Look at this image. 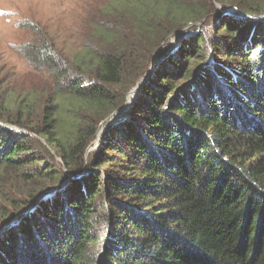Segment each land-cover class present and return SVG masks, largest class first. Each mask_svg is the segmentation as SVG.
Masks as SVG:
<instances>
[{
    "label": "trees",
    "instance_id": "trees-1",
    "mask_svg": "<svg viewBox=\"0 0 264 264\" xmlns=\"http://www.w3.org/2000/svg\"><path fill=\"white\" fill-rule=\"evenodd\" d=\"M103 6L77 53L25 46L53 89L0 124V264H264V0Z\"/></svg>",
    "mask_w": 264,
    "mask_h": 264
},
{
    "label": "rangeland",
    "instance_id": "rangeland-1",
    "mask_svg": "<svg viewBox=\"0 0 264 264\" xmlns=\"http://www.w3.org/2000/svg\"><path fill=\"white\" fill-rule=\"evenodd\" d=\"M108 1L0 0V102L10 107V110L7 109L3 112L4 117H14L13 113L11 115L12 110H16L14 96L27 95L29 99L34 100L39 95L45 99L52 93L53 87L49 78L46 75L43 76L42 72L30 65L26 59V54H24L25 52L27 55L34 53L35 49L28 50L25 46H34L44 42L51 45L52 43L48 39H52L54 44H57L56 47H66L69 52L77 53L82 48V33L88 31L90 37H93L94 28L92 24L99 18L103 5ZM228 10L230 12L225 13ZM228 10L223 11V15L232 14L234 11L233 8ZM235 13L238 14L236 10ZM173 39L165 45L170 50L175 46H179L180 43V40L173 42ZM170 50L162 59L159 58L158 52L154 57L162 61L171 53ZM160 56H162L161 53ZM10 99H13V101H10ZM128 100V104L132 105L130 101L133 99L128 98ZM108 117L99 123L96 138L89 147H92V149L90 151L88 149L87 153L100 149L102 146L106 130L112 124L106 127L101 140L98 139V133ZM6 120L9 119H3L0 124L17 131L22 130L13 126L10 122H6ZM41 142L43 143L42 139ZM58 161L60 160L58 159ZM67 174L70 178L71 173L67 171ZM68 182L63 185H68Z\"/></svg>",
    "mask_w": 264,
    "mask_h": 264
},
{
    "label": "water",
    "instance_id": "water-1",
    "mask_svg": "<svg viewBox=\"0 0 264 264\" xmlns=\"http://www.w3.org/2000/svg\"><path fill=\"white\" fill-rule=\"evenodd\" d=\"M228 12H230V11L228 10V11H226L225 13H228ZM237 13H238V15H239V12H237ZM241 15L244 16L243 14H241ZM195 26H196V25H193V24H192V25L188 26L187 28H185L182 32L178 33V35L173 39V42L178 41V40L181 38L183 32H188V31H190L192 28H194ZM159 62H160V61L157 60V59L154 57L153 62H152V67H151L149 73H147L143 78H141V79L138 81V83L136 84L137 86H136V87H135V88H134V89L128 94L127 100H126V102H125V106H124L123 108H121V109L116 110L115 112H113V114L110 115V116L106 119V121L102 124V127H101V129L99 130V133H98V139L101 140V139L103 138V135H102V134H103V132L105 131L106 127L110 126L111 124H114V123L116 122V120H118L119 118H121V117L125 114V112H126L127 110H129V108H131V107L134 106L133 103L135 102V100L137 99V97L139 96V94L144 90V87L147 85V82L149 81V79H150V78L152 77V75L154 74V72H155L157 66L159 65V64H158ZM128 98H132V99H133V100L130 101L132 105H129V104H128V101H129ZM100 133H101V134H100ZM99 135L101 136V138H100ZM91 149H92V147L89 148V151H90ZM73 177H74V176L70 174V179H72ZM70 179H69V180H70ZM69 180H68V181H69ZM56 191H57V189L55 188V189H51V190H49V191L46 192V193H42V194L39 196V198H38V203H40L41 201H43V200H45V199H48V197H50V196H53V195L56 193ZM38 203H37V204H38ZM36 207H37V206H35L34 208L29 209V211H28L27 213H24V214H22L21 216L24 217V216L28 215L29 212L35 210ZM17 218H18V217H16V219H15L14 221H12V223L9 224V226L4 227L2 230H0V233L3 232V231H5V230H7V229H9V228L11 227V225L15 223V221L17 220Z\"/></svg>",
    "mask_w": 264,
    "mask_h": 264
}]
</instances>
